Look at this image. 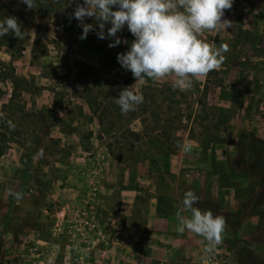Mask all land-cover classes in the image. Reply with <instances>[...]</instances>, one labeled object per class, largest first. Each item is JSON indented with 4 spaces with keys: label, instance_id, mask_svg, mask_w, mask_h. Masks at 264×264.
I'll use <instances>...</instances> for the list:
<instances>
[{
    "label": "rangeland",
    "instance_id": "1",
    "mask_svg": "<svg viewBox=\"0 0 264 264\" xmlns=\"http://www.w3.org/2000/svg\"><path fill=\"white\" fill-rule=\"evenodd\" d=\"M75 7L0 0V18L15 16L27 31L23 41L0 38V264H78L83 255L86 264H112L104 253L111 220L127 219L122 202L182 208L188 190L195 207L226 221L212 254L219 264L229 255L264 264V0H234L222 18L232 27L201 34L229 47L218 69L185 91H174L171 77L146 79L135 86L143 103L126 115L115 98L136 79L117 55L134 37L125 26L110 48L96 27L88 37L105 51H95L69 19ZM184 141L190 152L178 148ZM67 206L88 210L102 234L58 235Z\"/></svg>",
    "mask_w": 264,
    "mask_h": 264
},
{
    "label": "clouds",
    "instance_id": "2",
    "mask_svg": "<svg viewBox=\"0 0 264 264\" xmlns=\"http://www.w3.org/2000/svg\"><path fill=\"white\" fill-rule=\"evenodd\" d=\"M19 3L25 5L26 10H34L36 6V0H19ZM71 3L76 7L69 19L79 22L83 30L81 40L96 27L99 28L98 39L109 40L110 48L122 43L117 34L125 26L134 37L128 50L117 55V62L136 79L134 85L120 90L115 98L122 115L143 103V95L135 91L138 83L171 77L174 91L189 90L194 81L218 69L229 51L227 44L210 46L199 37L206 30L232 27V21L222 18L225 10L232 8L234 0H82V3L71 0ZM89 18H94L96 23H85ZM10 33L20 41L27 38V31L21 28L17 17L3 16L0 18V38ZM123 43L129 42L124 40ZM7 123L14 131L13 122ZM177 146L185 153L192 148L187 141ZM13 195L17 199L21 197L20 193ZM198 199L192 190L184 193L183 207L176 213V231L182 235L187 230L201 237L205 242L202 259H207L221 244L226 221L210 210L195 207ZM184 212L189 215H183Z\"/></svg>",
    "mask_w": 264,
    "mask_h": 264
},
{
    "label": "crops",
    "instance_id": "3",
    "mask_svg": "<svg viewBox=\"0 0 264 264\" xmlns=\"http://www.w3.org/2000/svg\"><path fill=\"white\" fill-rule=\"evenodd\" d=\"M121 207L128 213L127 219L120 224L111 220V252L104 253L112 264H208L202 259L203 239L187 230L182 235L176 231L179 205L129 206L122 202L117 209ZM137 211L140 218L131 220V213ZM183 215L188 216L186 212ZM85 257L88 255L80 258L86 262ZM220 260L221 264H235L230 255Z\"/></svg>",
    "mask_w": 264,
    "mask_h": 264
},
{
    "label": "built area",
    "instance_id": "4",
    "mask_svg": "<svg viewBox=\"0 0 264 264\" xmlns=\"http://www.w3.org/2000/svg\"><path fill=\"white\" fill-rule=\"evenodd\" d=\"M54 230L58 235H68L69 241L74 242L80 238H87L91 235H101L102 231L99 228L95 219L90 216V212L86 209L80 210L75 207L67 206L56 216ZM212 255L207 258L208 264H219ZM78 264H86L80 258Z\"/></svg>",
    "mask_w": 264,
    "mask_h": 264
},
{
    "label": "trees",
    "instance_id": "5",
    "mask_svg": "<svg viewBox=\"0 0 264 264\" xmlns=\"http://www.w3.org/2000/svg\"><path fill=\"white\" fill-rule=\"evenodd\" d=\"M65 1H66V3L71 4V0H65ZM73 24H74L73 22H70L68 24L67 28L70 29V30H73L74 29ZM84 40H85L86 43L91 45L95 51H97V52H104L105 51V49H104V47L102 45L97 44V42L95 40H92L90 37L87 36V38L84 39Z\"/></svg>",
    "mask_w": 264,
    "mask_h": 264
}]
</instances>
